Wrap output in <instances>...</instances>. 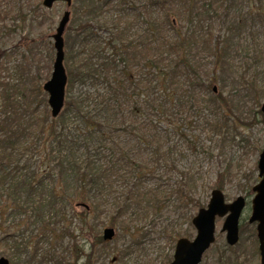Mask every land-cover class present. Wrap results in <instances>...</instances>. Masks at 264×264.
<instances>
[{"label":"rangeland","instance_id":"rangeland-1","mask_svg":"<svg viewBox=\"0 0 264 264\" xmlns=\"http://www.w3.org/2000/svg\"><path fill=\"white\" fill-rule=\"evenodd\" d=\"M43 1L0 0V106L5 95L16 97L23 105H30L32 108L36 106L37 100L32 88L40 85L43 89L44 84L51 80L56 59L52 35L56 33L64 13L69 11L71 14L64 34L66 44L67 31L81 17L86 20V13L91 16L92 9L98 7L91 0H73L70 7L59 2L52 9H46ZM105 1L95 2L101 4ZM109 1L115 6V12L124 16L125 22L130 19L131 22L141 21L143 24L145 20L164 19L167 14L178 30L194 34L192 60L206 69L210 81L216 80L211 91L213 94H222V99L210 106L202 98L197 105L200 106L198 110L184 106L181 112L171 115L166 121L174 124L184 121L191 125L186 129L191 145L184 144L183 139L175 134L170 136L171 140L162 136V151L155 158L154 150L145 148L135 139L134 136L141 131L138 133L130 127V122L135 121L136 128H141L143 119H134L127 113L126 123L129 129L124 139L128 142V148L146 166H155L153 176H156V180L152 181L159 184L162 190L171 193L179 203L172 199L173 205L153 220L142 217L137 219L138 215L132 216L135 214L134 210H128L124 213L125 216L118 219V210L114 207L106 208L101 216L93 211L91 219L83 222L80 217L73 218L71 227L75 230L76 238L73 240L72 237H65L54 243L56 263L170 264L177 241L181 238L193 240L197 236L192 220L201 208L208 206L213 191L218 188L223 191L227 202L235 201L238 196L247 199L241 218L240 243L236 246L228 245L227 234L222 231L225 218L218 217L216 243L206 252L201 264H261L256 225L251 224L249 218L253 210V188L260 181L258 162L264 149V97L259 98L260 104L257 105V101L248 96L242 77L247 80L255 79L257 87L264 88V0H190L193 2L190 6L197 9L192 15L187 13L189 8L184 4L186 0H168L164 8L153 12L155 14L142 10L143 19L138 17V8L144 6V2L147 4V0ZM218 61L219 69L214 73ZM85 90L77 88L74 93L83 94ZM48 99L49 94L43 89L39 102L44 101L39 110H48L52 117ZM145 110L143 112H147ZM154 113L153 108H150L148 120L158 119ZM225 113L234 122H230V128L224 125L221 133L216 130L213 133L210 125L213 121L222 124ZM160 120L163 121L162 118ZM234 124L236 127L232 130L231 125ZM151 132L154 133L152 129L150 134ZM45 145L47 147L44 152L33 151L34 154L31 155V161L38 164V167L46 166L42 163L51 154L54 158L60 155L57 144ZM185 180L186 186L180 187L179 182L184 183ZM177 182L179 190L175 187ZM5 195L4 191H0V204L7 199ZM67 197L69 194L62 197L57 206L70 208ZM182 197L184 202L180 204ZM137 206L138 204L133 205V208ZM78 207L77 214H83L85 206ZM130 208L132 209V205ZM5 218L8 220L4 226L9 230H0V258H7L11 264H32L30 250L25 247L36 228L23 227L24 229L14 232L10 228L24 218H17L16 215H6ZM118 222L122 227L117 225ZM111 227L115 229L116 236L111 241H106L104 231ZM8 233L19 238L16 245L21 244L20 247L14 245V242H9L10 246L4 247L1 239ZM101 239L104 241L100 242ZM73 245L84 248L86 254L91 253L89 259L79 260L76 251L71 248ZM40 246L45 251L48 250L46 241ZM91 246H94L92 251ZM15 248L23 249L18 251ZM37 260L41 261L40 258Z\"/></svg>","mask_w":264,"mask_h":264},{"label":"trees","instance_id":"trees-1","mask_svg":"<svg viewBox=\"0 0 264 264\" xmlns=\"http://www.w3.org/2000/svg\"><path fill=\"white\" fill-rule=\"evenodd\" d=\"M95 1L91 0L98 7L92 9V15L86 13V20L81 17L67 31L65 63L69 79L63 113L52 119L48 110H39L44 101L39 102L43 94L40 85L32 88L37 100L34 108L23 105L12 95L3 96L0 106V191L7 198L0 204V230L8 229L4 226L6 215L24 218L10 228L14 232L23 227L36 228L25 247L30 250L32 264H57L54 243L65 237L76 238L71 227L73 218L80 217L83 222L91 219L93 211L101 216L106 208L114 207L118 219L134 210L132 216L138 215L137 219L153 220L173 205L171 193L152 181L156 180L155 166H146L128 148L124 139L129 129L127 113L134 119H143L141 128H136L135 121L130 122V127L141 131L135 139L154 150L155 158L162 151V136L171 140L170 136L175 134L184 144L191 145L186 130L191 125L166 121L171 115L181 112L184 106L198 110L202 98L210 106L222 99V94L211 91L216 80L210 81L206 69L192 60L194 34L178 30L167 14L164 19L145 20L143 24L130 19L125 22L109 0L101 4ZM147 2L138 8L139 18L143 19L142 10L155 14L168 0ZM192 3L184 1L188 15L197 11L190 6ZM219 65L218 61L214 73ZM242 79L248 96L259 105L264 88L257 87L255 79L247 80L244 76ZM77 88L86 90L76 95ZM150 108L156 112L155 121L148 120ZM223 116L222 124L212 120L213 133L215 130L221 133L225 126L230 128V116L226 113ZM235 127L231 125L232 130ZM150 129L154 133L150 134ZM44 143L57 144L60 155L54 158L51 154L42 163L46 166L38 167L31 161V155L33 151L44 152L47 147ZM187 180L179 182V186H186ZM67 194L71 206L60 208L57 202ZM174 201L179 203L176 198ZM78 206H85L83 214H77ZM117 225L122 227L119 222ZM9 234L1 239L4 247L10 246L9 242L14 245L19 242V238ZM43 241L47 242V251L40 246ZM71 248L79 260L89 259L91 253L86 254L84 248L74 245Z\"/></svg>","mask_w":264,"mask_h":264},{"label":"water","instance_id":"water-1","mask_svg":"<svg viewBox=\"0 0 264 264\" xmlns=\"http://www.w3.org/2000/svg\"><path fill=\"white\" fill-rule=\"evenodd\" d=\"M65 3L72 6L73 0H44L46 9H52L55 3ZM71 14L69 11L59 22V27L53 36L56 50L54 72L51 80L44 84L43 89L49 94V106L52 110V117L58 118L63 112L66 103V91L68 84L67 69L65 67V32L69 26ZM216 91V88L214 89ZM264 112V107L262 109ZM259 165L260 181L254 186L255 193L252 200V214L249 218L251 224H256L257 239L259 240L260 261L264 264V149L261 152ZM247 199L238 196L233 202H227L222 190L216 188L213 191L211 201L206 208H201L196 217L193 218V226L197 236L190 240L181 238L177 241L175 256L170 264H201L208 250L216 243L217 218H225L222 231L227 234L226 241L230 246L240 243V225L243 213L246 209ZM104 239L111 241L115 235L114 228H107L104 231ZM0 264H10L7 258L1 257Z\"/></svg>","mask_w":264,"mask_h":264},{"label":"flooded vegetation","instance_id":"flooded-vegetation-1","mask_svg":"<svg viewBox=\"0 0 264 264\" xmlns=\"http://www.w3.org/2000/svg\"><path fill=\"white\" fill-rule=\"evenodd\" d=\"M241 223H242V221H241ZM255 225H256V224H255ZM176 246H177V245H176ZM175 250H176V249H175ZM174 253H175V252H174ZM205 255H206V254H205ZM174 256H175V255H174ZM173 259H174V257H173ZM203 259H204V258H203ZM172 261H173V260H172ZM172 261H171V262H172ZM171 262H170V263H171ZM10 264H11V261H10Z\"/></svg>","mask_w":264,"mask_h":264}]
</instances>
